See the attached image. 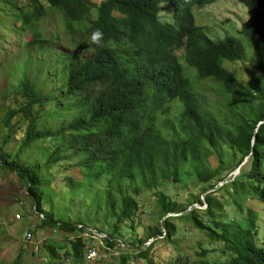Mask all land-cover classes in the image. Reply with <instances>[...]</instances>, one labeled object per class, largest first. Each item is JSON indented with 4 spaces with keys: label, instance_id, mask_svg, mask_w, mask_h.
<instances>
[{
    "label": "trees",
    "instance_id": "obj_1",
    "mask_svg": "<svg viewBox=\"0 0 264 264\" xmlns=\"http://www.w3.org/2000/svg\"><path fill=\"white\" fill-rule=\"evenodd\" d=\"M219 1L46 0V5L27 0L20 6L18 0H0L2 14L18 24L16 47L23 48L22 55L12 57L17 80L6 89L12 105L0 119V173H15L25 186L40 229L72 237L68 247L44 244L46 258L39 252L33 258L89 264L90 238L82 225L107 234L101 252H118L123 240L148 264H157L145 250L146 241H172V221L180 218L230 250L228 260L205 264H264L257 211L249 209L238 222L228 220L227 203L218 195L230 184L233 196L241 187L264 202V54L263 75L247 82L225 66L246 61L248 49L233 35L212 39L193 15L194 7ZM239 2L249 13L239 33L251 41V49L264 53V0ZM163 4L172 7L175 23L161 20ZM53 12L57 27L63 25L72 37L68 45L58 32H42ZM212 156L218 160L215 168ZM245 158L250 171L242 169L219 186ZM54 167L65 174L68 195L52 192ZM76 168L82 177L67 173ZM192 180L212 189L203 188L204 199L199 194L185 204L162 189ZM150 191L157 224L139 238V196ZM58 197L66 203L60 211L54 204ZM73 201L81 205L74 218ZM23 255L20 250L10 264H26ZM112 264H118L117 257Z\"/></svg>",
    "mask_w": 264,
    "mask_h": 264
},
{
    "label": "rangeland",
    "instance_id": "obj_2",
    "mask_svg": "<svg viewBox=\"0 0 264 264\" xmlns=\"http://www.w3.org/2000/svg\"><path fill=\"white\" fill-rule=\"evenodd\" d=\"M91 1L101 4L106 0ZM42 2L47 5L46 0H42ZM18 3L23 6L26 5L27 0H18ZM94 15H96V10H94ZM193 15L197 25L205 27L207 34L212 39L220 40L233 35L241 40L248 49V59L238 63L227 62L225 66L228 69L236 72L246 82L257 74L263 75L260 65L263 61L262 55L264 53L260 50L251 49V41L239 33L243 23L249 19L248 8L245 4L239 2V0H221L204 8L194 7ZM160 17L164 22L175 23L173 9L169 4H163V11ZM58 20L56 13L49 14L47 20L41 25V28H43L42 32L45 34L53 31L58 32L61 36V41L68 45L72 37L63 25L57 27ZM17 27V22L10 18L9 15L2 14L0 10V119L5 114L6 109L12 105L10 95L6 89H11L17 80V71L13 68L14 61L12 57H19L23 54V48L21 51L20 48L16 47L20 39L16 32ZM30 39L31 36L28 34L25 39L21 40L23 47L25 42ZM44 54V60H49V54L46 52ZM207 94L208 99H212L213 96L210 94V90L207 91ZM16 122L15 120L13 123L16 124ZM15 128L20 129V126L17 124ZM20 133H18V138L21 137ZM16 143L13 142L12 145L14 146ZM210 162L213 168L217 167L218 160L216 156H212ZM241 166L239 172L237 168H232L225 180L219 182L218 185L221 186L226 182H231L242 169H244L245 173L249 172L251 162L248 161V158H245ZM52 171L54 172L51 184L52 192L57 195H68V189L64 181L65 174L60 173V169L56 167ZM67 173L82 177L79 168L68 170ZM229 187L230 184H226L218 192L219 198L227 203L225 206L227 219L238 222L248 215L249 209L257 211V231L258 238L261 240L264 237V202L254 192L245 191L241 187H238V193L235 194L236 202H233L235 196L228 192ZM203 188L209 189L208 191L212 190L207 184L196 180L185 184L170 183L162 187L173 198L185 204L188 203L187 200L189 198L196 197L199 194H201V199H204L206 192L203 191ZM230 189L232 188L230 187ZM155 199L151 191L139 196L141 209L139 216L136 218L135 226L139 238L144 237L149 226L153 227L157 224L156 214L153 210ZM71 203V210L74 211L71 212V215L74 218V214L81 212V205L80 201ZM54 204L59 211L66 206L65 201L59 197L55 198ZM194 206L204 208L205 204L195 203ZM45 209H47V206H45ZM34 210L32 200L27 195L25 186L19 181L17 175L9 172L0 173V264L13 262L20 250L24 252L23 260L26 264H31V262L34 264H49L48 261L33 258L31 254L39 252L46 258L41 248L47 243L57 242L67 247L69 246V240L70 238L72 239L71 236L67 238L60 231L39 228L41 222L38 213ZM68 210L70 212L69 208ZM172 222L176 227L172 241L167 240V238L162 239V237H159V240H156L153 244L152 238L146 241L148 248L145 250L148 251V255L157 264H205V261L224 262L231 257V252L225 247L224 242L213 241L207 233L195 229L190 223H186L180 218H176ZM98 225L104 226L102 221H99ZM26 233L32 234V238L29 241L25 237ZM204 249H208L207 253L203 252ZM138 252L137 248L134 249L132 245L129 247L125 246L118 252H114L111 249L110 256L108 254L103 256L106 261H100L102 254L99 253L100 257L89 264H112L114 263V257L118 258V264H122L124 260L125 264H148V261L140 256V252ZM38 256L40 255L38 254ZM63 259H66L65 255ZM66 262V264H69L68 260Z\"/></svg>",
    "mask_w": 264,
    "mask_h": 264
},
{
    "label": "built area",
    "instance_id": "obj_3",
    "mask_svg": "<svg viewBox=\"0 0 264 264\" xmlns=\"http://www.w3.org/2000/svg\"><path fill=\"white\" fill-rule=\"evenodd\" d=\"M79 228L84 229L85 235L90 238L87 247L88 248L87 249L88 252L86 255L87 262L88 263L94 262L96 258L100 257V254H102L101 258L105 256V253L101 252L100 249L105 245L104 240L109 239L107 234L92 227L84 228L82 225H79ZM31 238H32V234L26 233V239L30 240ZM117 246L120 248L127 245L123 240H118Z\"/></svg>",
    "mask_w": 264,
    "mask_h": 264
},
{
    "label": "clouds",
    "instance_id": "obj_4",
    "mask_svg": "<svg viewBox=\"0 0 264 264\" xmlns=\"http://www.w3.org/2000/svg\"><path fill=\"white\" fill-rule=\"evenodd\" d=\"M98 34H94L93 35V40L95 41L96 40V36H97Z\"/></svg>",
    "mask_w": 264,
    "mask_h": 264
},
{
    "label": "water",
    "instance_id": "obj_5",
    "mask_svg": "<svg viewBox=\"0 0 264 264\" xmlns=\"http://www.w3.org/2000/svg\"><path fill=\"white\" fill-rule=\"evenodd\" d=\"M239 170H240V166L237 168V171H238V172H239ZM237 171H236V172H237Z\"/></svg>",
    "mask_w": 264,
    "mask_h": 264
}]
</instances>
